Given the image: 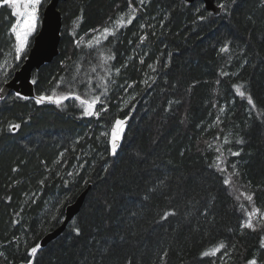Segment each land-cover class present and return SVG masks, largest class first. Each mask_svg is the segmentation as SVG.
Listing matches in <instances>:
<instances>
[{
  "label": "trees",
  "instance_id": "trees-1",
  "mask_svg": "<svg viewBox=\"0 0 264 264\" xmlns=\"http://www.w3.org/2000/svg\"><path fill=\"white\" fill-rule=\"evenodd\" d=\"M132 3L136 6L137 0ZM230 7L229 13L223 10L201 22L198 16L209 12L202 0H146L133 23L118 30L116 38L89 48L95 37L88 34L89 29L111 24L120 15L128 20L132 15L128 0L60 3V53L34 72L38 81L35 96L63 92V85L56 87L61 77L90 78V87L97 90L111 79L108 110L101 111L99 119L81 118L78 101H66L60 110L55 105H37L32 99H16L15 93L0 102V128L21 123L19 131L0 134V252L8 258L0 259V264L26 262L27 248L61 224L66 207L90 184L83 208L73 220L76 223L72 221L60 237L43 248L37 257L39 264H77L90 248L97 252L99 246L93 247L97 240L117 243L121 261L131 255L134 264L136 258L141 264H153L154 253L162 249L168 250L167 264H247L253 257L258 264L264 262V249L259 247L264 229L252 232L240 227L246 219L245 209L251 208L244 193L255 191V205L264 212V7L259 0H237ZM248 16L255 23L247 20ZM15 19L10 10L0 9V64L14 53L10 47L14 38L9 39L6 32ZM142 24L152 27L141 28ZM145 33L147 38L141 41ZM79 37L83 39L77 47L74 39ZM225 41L232 42L230 50L220 53ZM112 53L115 59L105 63L103 57ZM125 63L127 68L122 67ZM115 68L121 69L119 75ZM107 70L112 71L111 77ZM15 71L10 72L9 80ZM151 77H156V82L149 88L142 81L151 83ZM4 78L0 74V87ZM233 85L245 86L241 90L251 93L256 109L249 108ZM76 91L82 99L91 98L83 87ZM125 115L131 116L130 130L118 156L112 157L108 138L101 133L110 130L116 117ZM241 138L244 143H237ZM229 150L241 155L233 157ZM61 152L64 156L57 162ZM137 153L145 160L139 167L150 169L153 177L160 172L183 176L188 195L177 200L157 195L144 205L140 203L145 194L142 189L129 196L130 187L135 188L131 178L136 167L132 162L140 158ZM232 162L240 172L238 178L232 177L234 190L222 183L232 171L226 163ZM13 168L19 171L13 172ZM106 200L112 204L110 214L104 206ZM126 205L138 216L124 211ZM173 207L179 215L158 227L155 222ZM205 207L207 219L201 215ZM77 225L84 229L79 238L71 231ZM116 225L127 234L125 241H119ZM14 237H19L18 248L2 246ZM221 241L228 245V255L222 250L216 257L201 258L202 251Z\"/></svg>",
  "mask_w": 264,
  "mask_h": 264
},
{
  "label": "snow or ice",
  "instance_id": "snow-or-ice-1",
  "mask_svg": "<svg viewBox=\"0 0 264 264\" xmlns=\"http://www.w3.org/2000/svg\"><path fill=\"white\" fill-rule=\"evenodd\" d=\"M150 2V0H149ZM190 3L191 0H188ZM146 0H137L136 6H133L132 0H128V8L130 9L132 15L129 16L127 20V24L124 23V16L120 15L118 18H116L114 21H112V18H109V21H112L111 24L108 22H105V25H99L96 28H92L88 30V34H97L95 36L96 39V47L99 48L101 46V37L104 41H109V37L116 38L117 31L126 27L127 25H131L133 23V20L136 19V13L138 10L142 9L145 6ZM237 3V0H226V2H220L217 7L220 10H224L225 13H229L231 11V6H235ZM259 4L261 7H264V0H259ZM42 5V0H0V9H8L10 10L11 16L15 17V22L11 23L9 26L8 31L6 32V36L9 37V39L14 38V43L10 45V47L14 50V59L16 61L15 66L7 65V61L5 60L4 63L0 64V71H3L5 73V78L2 81L3 84H7L9 82V76L10 73L8 71L9 68L12 69V71H15L16 68H18L19 62L21 61L22 56L27 55V50L30 46V37H33L34 34L37 31L38 23H39V10ZM197 12L200 11L199 8L196 9ZM214 16L213 12H208L207 15H199L198 20L203 22L206 19H209L210 17ZM247 20L251 21L252 23H255V20L252 16H248ZM152 27V25H140L141 28L144 27ZM155 35V33H153ZM73 36L75 37L76 34L73 33ZM147 38V33H145L143 36L140 37V40L143 41ZM83 39V37H79L74 39V43L77 47H80V40ZM231 41H225L223 46L219 48L220 53H227L230 50ZM93 46L89 44V48H92ZM2 54V53H0ZM11 54V53H10ZM99 54V53H98ZM102 55V54H99ZM105 63H107L109 60L115 59L114 53L104 56L103 57ZM247 61H245L246 63ZM140 63L143 64L144 60L141 57ZM159 63V61H157ZM127 63L122 65V67L127 68ZM167 66V65H166ZM149 68L152 69L153 72H156L157 69L154 68L152 65H148ZM121 69L115 68V74L119 75ZM223 76H228L229 73L222 72ZM107 75L109 77L112 76V71L107 70ZM151 83H149V80H143L142 83L147 85L149 88L156 82V77H151ZM113 81L109 79L106 81L103 85L99 86L98 90L93 89L90 87L92 84L91 79H79L76 77H73L72 79L65 80L63 77H61L56 84L57 88H60L61 85H63L64 91L60 94H57V92L54 90L51 92V94H44L41 93L40 95L30 97L28 95H24L21 92L17 91L14 95L16 99L20 100H29L32 99L35 104L37 105H55L60 110H64V107H66L65 102L66 101H78V105L76 107L81 109V118L87 117V118H97L99 119L100 112L104 111L107 112V103L106 98L108 94V84L112 83ZM30 83L33 86H36L38 81L35 78H32ZM135 83V82H133ZM219 83V81H217ZM132 85H128V87H131ZM83 87L85 95H90V99H82L81 95L76 91L77 89ZM235 88V91L239 94L240 97H243L247 100L249 108L250 109H256V104L253 100V97L250 92L242 91L241 89L244 88V85H233ZM7 91L5 87H0V101H3L5 99L4 93ZM97 105H99V110L97 108ZM168 111L171 110V102L168 106ZM223 111V109H221ZM131 119V116L125 115L124 118L116 117L113 121L110 122V130L106 132H102V136H106L108 138L109 143V155L112 157L118 156V152L122 148V142L126 136V132L130 130V126L128 124V121ZM217 122H219L220 118L219 116L216 118ZM21 128V123H9L7 125V128H0V134H2L5 130L9 133H15L19 131ZM99 139V137L97 138ZM216 139H220L219 136L216 137ZM79 142V141H77ZM225 143H228V140L225 138ZM239 144H243L244 140L241 138L237 141ZM219 152V148L216 149ZM67 151V149H65ZM230 151L231 156L238 157L241 155L240 151ZM183 155V153H181ZM64 156V153L61 152L59 154V158L57 162H59V159H62ZM137 157H140V153L136 154ZM217 160H220V157L217 156ZM136 167L132 170V178H131V184L135 185V188L130 187L128 195L134 196L138 195V193L135 191V189L140 188L144 191V195L142 196V199L140 203L142 205L146 204V202L150 201L153 197L159 195L162 197H168L170 200H177L181 195L186 197L188 195L187 189L184 187V177L178 176V177H171L167 173L160 172V174L155 175L153 177V172L148 168H140L139 165L142 163H145V160L143 157H140L139 159H135L132 162ZM82 167V165H81ZM212 167H217V170L221 172V175L223 174V170L219 169L218 166L212 165ZM226 167H230L232 171L229 173L227 178L222 179V183L225 186L231 185V188L234 190L236 188L235 183L232 180V177H239L240 172L237 169V165L235 162H232L231 164L226 163ZM13 172L19 171V168H13ZM49 171H51L49 169ZM107 171V169H105ZM157 172H159V169H157ZM68 175H72V173H68ZM20 181H16V183H19ZM126 183H129V181H125ZM41 185L45 183L43 179L39 181ZM67 183V182H66ZM151 185V187H148V185ZM173 184L175 185V189H173ZM248 187H251V182H248ZM35 195V194H33ZM246 200L249 202V205L251 206V211H248L245 209L246 213V219H244L241 222L240 227L242 229H248L252 232H257L262 229H264V212L261 211L259 207H256L255 205V191H250L248 193H244ZM237 200L240 199V196L237 195L235 197ZM9 200H11V197H8ZM35 200H33V203ZM188 203H191V201H188ZM105 209L108 210L109 214L112 209V204L109 203L107 200L104 202ZM241 208L243 209L244 206L241 205ZM124 211H127L130 213L131 217L138 216L137 211H131L128 206L126 205L124 208ZM19 215V213H17ZM179 215L178 210L173 207L169 211L164 212L160 217L159 220L155 223L158 227H163V222L168 221L169 217H176ZM201 215L207 219L209 216V212L207 207L204 208V210L201 212ZM255 221V222H254ZM14 223L20 224L19 220H15ZM75 224L76 222L73 221ZM189 226L191 225V221H188ZM106 227H111V225H106ZM131 227V225H129ZM116 235L118 236L119 241H125L126 240V233L124 229L121 227V225H116ZM76 238L82 237L84 229L77 225L71 230ZM99 231V229L97 230ZM17 241H19V237H14L12 240H9L5 242L3 247H7L8 244L14 245L16 248L19 247L17 244ZM97 247V252H92L91 248L89 249L88 254L81 255V259L77 261V264H104L105 260H108L110 264H134V258L129 255L126 258L121 261V258L119 255L116 254V249L119 247L117 243L113 242H105L101 240H97V244L93 247ZM260 249H264V235L260 236V242H259ZM223 250V255H228V245H226L223 241L219 242L218 245L212 247L210 250H205L201 252V258L204 257H216L217 253H221ZM43 246L40 242H36L34 246H31L27 248L26 250V264H39V260L37 259L38 254L42 253ZM98 255V259H97ZM156 260L153 261V264H167V258H168V250L162 249L158 252L154 253ZM0 259L8 260L7 256L5 255V252H0ZM8 264H13L12 261H8ZM135 264H141L140 259H135ZM247 264H258V260L253 257L247 261ZM259 264H264V262H259Z\"/></svg>",
  "mask_w": 264,
  "mask_h": 264
},
{
  "label": "water",
  "instance_id": "water-1",
  "mask_svg": "<svg viewBox=\"0 0 264 264\" xmlns=\"http://www.w3.org/2000/svg\"><path fill=\"white\" fill-rule=\"evenodd\" d=\"M62 1L66 0H50L46 5L43 12L41 28L34 38L28 57L21 67L15 71L9 82L3 85L7 89L4 93V100L8 99L11 94L17 91L30 97L36 95L35 86L30 83L34 72L46 63L52 62L60 53L63 28V14L60 9V3ZM184 1L189 3L188 0ZM195 1L197 0H191L190 3ZM202 1L204 2L206 10L213 12L215 15H219L223 11L217 7L218 3L216 0ZM90 188L91 184L79 194L74 202L66 207L65 217L61 224L43 236L40 241L43 248L60 237L74 218L81 212ZM18 264H26V262H20Z\"/></svg>",
  "mask_w": 264,
  "mask_h": 264
},
{
  "label": "rangeland",
  "instance_id": "rangeland-1",
  "mask_svg": "<svg viewBox=\"0 0 264 264\" xmlns=\"http://www.w3.org/2000/svg\"><path fill=\"white\" fill-rule=\"evenodd\" d=\"M48 1L49 0H42V5H41V8H40V10H39V23H38V28H37V31H36V33L34 34V36L33 37H30V46H29V49L27 50V55H24V56H22V58H21V61H22V59L24 58V57H26V56H28V54H29V52H30V49H31V47H32V45H33V42H34V38H35V36H36V34L38 33V31L40 30V28H41V25H42V11H43V9L45 8V6L47 5V3H48ZM126 22H127V20L125 21V19H124V23L126 24ZM97 34H95V36H96ZM101 41H103V38L101 37ZM89 44H91V45H95L96 44V39H95V37L91 40V42L89 43ZM27 58V57H26ZM26 60V59H25ZM7 65H11V66H15V64H16V61H15V59H14V53H11L10 55H9V57L7 58ZM20 61V62H21ZM19 62V63H20ZM20 68V67H19ZM18 68V69H19ZM17 69V70H18ZM8 71H9V73L12 71V69L11 68H9L8 69ZM0 74H2V75H4L5 76V73L3 72V71H0ZM248 211H251V208H249L248 209Z\"/></svg>",
  "mask_w": 264,
  "mask_h": 264
},
{
  "label": "bare ground",
  "instance_id": "bare-ground-1",
  "mask_svg": "<svg viewBox=\"0 0 264 264\" xmlns=\"http://www.w3.org/2000/svg\"><path fill=\"white\" fill-rule=\"evenodd\" d=\"M48 3H49V2H48ZM48 3H47V4H48ZM45 7H46V6H45ZM44 9H45V8H44ZM43 12H44V10H43ZM42 17H43V13H42ZM27 57H28V56H27ZM24 62H25V61H24ZM11 95H12V94H11ZM73 202H74V201H73Z\"/></svg>",
  "mask_w": 264,
  "mask_h": 264
}]
</instances>
